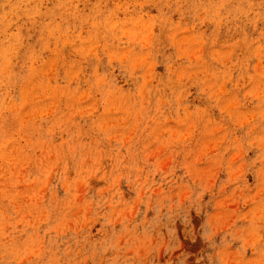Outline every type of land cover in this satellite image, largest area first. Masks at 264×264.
Listing matches in <instances>:
<instances>
[{"label": "rangeland", "instance_id": "rangeland-1", "mask_svg": "<svg viewBox=\"0 0 264 264\" xmlns=\"http://www.w3.org/2000/svg\"><path fill=\"white\" fill-rule=\"evenodd\" d=\"M0 264H264V0H0Z\"/></svg>", "mask_w": 264, "mask_h": 264}]
</instances>
